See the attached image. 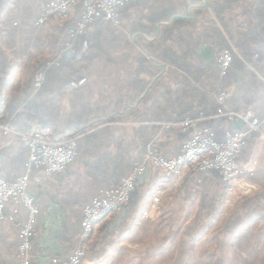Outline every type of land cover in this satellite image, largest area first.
Segmentation results:
<instances>
[{
    "label": "crops",
    "instance_id": "1",
    "mask_svg": "<svg viewBox=\"0 0 264 264\" xmlns=\"http://www.w3.org/2000/svg\"><path fill=\"white\" fill-rule=\"evenodd\" d=\"M46 1L11 0L1 13L0 47L9 62L3 75L5 80L0 84V96L1 92L7 95L0 118L2 123L22 131L40 129L36 117L41 109L40 114L51 122V134L56 136L76 121L74 113L82 105L88 108L80 111V122L99 120L121 106L124 117L114 125L121 127L128 139H134V147L143 142V136L133 134L134 127H142L145 134L150 132L160 154L166 158L181 152L194 127H210L219 138L228 128H242L239 121L228 123L209 116L198 120L194 127L180 125L185 118H194L201 113L182 116L196 102L192 104L189 97L175 102L162 96L165 91L177 89L184 73L177 66L147 54V50L153 49V45L161 40L163 31L175 19H180L174 28V38L185 30V41L178 44L182 49L188 48L187 59L195 66H217L215 37L203 24L199 12L209 10V0H201L200 5L198 0H128L124 8L121 9L124 3L118 7L119 26L97 19L88 28V31H100L98 41L103 51L95 52L90 60L61 68L66 78L62 83L48 74V84H54V90L38 95L32 89L30 76L37 63L51 55L55 27L60 24L51 20L45 27H35L34 20ZM79 12L80 8L76 6L68 20L72 21L71 26ZM229 19L233 37L227 40L245 69L241 72L237 95L251 101H241L226 108L240 111L250 107L259 118H264V0H237ZM182 20L190 24L185 27ZM81 44L82 53H89L88 45ZM173 44L175 47L177 41ZM141 57L145 60L141 61ZM223 91L226 99L235 93V87L229 86ZM49 105L52 108L47 112L44 109ZM173 106L182 109L178 108L175 113ZM236 106L238 110L234 109ZM168 116L175 120L170 122ZM164 123H169V128H165ZM27 158L28 150L17 137L0 132V179L12 181L23 174ZM237 162L241 172L226 184L229 188L216 214L223 212L225 219L243 196L250 197L264 190V140L250 134ZM143 163L144 152L134 167ZM106 188H109L106 183L87 176L78 155L62 173L46 175L41 169L33 170L29 192L39 214L29 264H52L53 258L69 256L78 243L82 207ZM222 192L223 184L206 172L183 170L178 176L164 177L147 163L146 170L134 179L129 200L112 217L94 225L91 238H100L104 252L84 259L83 264H133L135 258L123 259V251L138 249L134 235L138 232L148 234L151 224L167 215L171 203H189L194 210L185 214L191 219L198 210L200 194L219 200ZM162 194L167 197L160 203ZM154 196H159L157 206L153 203ZM230 196H234L232 200ZM249 207L253 211L252 217H245L233 230L225 244V259L212 264H259V258L264 255V218L260 216L261 206L248 205L247 210ZM24 219L25 211L21 209L13 223L0 220V264H19L18 230ZM112 234L115 236L109 238ZM207 261L206 258L196 260L195 264H206Z\"/></svg>",
    "mask_w": 264,
    "mask_h": 264
},
{
    "label": "trees",
    "instance_id": "2",
    "mask_svg": "<svg viewBox=\"0 0 264 264\" xmlns=\"http://www.w3.org/2000/svg\"><path fill=\"white\" fill-rule=\"evenodd\" d=\"M10 1L11 0H0V22L1 13L8 6ZM236 1L237 0H209V10L202 9L199 11L202 16L201 19L204 21L203 24L214 34L215 41L213 46L216 53L223 47L229 48L231 52V63L224 75H220L218 66H195L187 59L186 54L188 48L182 49V45L180 46L178 44L185 41V37L183 36L185 30H183L178 37L174 38V28L177 26L180 19H175L172 25L163 31L161 40L153 45V49L147 50V54H150L157 60L177 66L183 71V79L177 89L174 91H165L162 96L165 99H170L175 102L189 97L192 104L196 102V105L189 107L182 116H194L199 112L203 113L205 116L215 114L217 108L220 106L216 101V96L218 92L223 91L229 86L235 87V93L231 94L224 100L225 106H231L232 104L238 105L241 101L245 103H250L251 101L249 98L243 99L237 95L240 87L238 82L242 75L241 72L245 69L227 40V38L233 37L229 27V16L234 9ZM197 2L199 5L201 4V0H198ZM127 3L128 1L122 5L121 9L124 8ZM185 22L187 21L182 22L183 26L190 24ZM71 24L72 21H67L64 24L55 27L54 36L51 41V48L53 51L50 58H47L37 64L31 73L30 82L32 84L34 73L42 69L46 61L53 60L58 55L61 56L59 66H51L47 69L46 79L39 89L35 90L32 84L33 91L38 95L54 90V84H48V74L49 77L53 75V78H56L57 82L62 83L66 81V78L63 75V71L60 70L61 68L66 65L70 67L78 62L80 63L90 60L95 52L103 51V48L98 41L100 31H88V29L77 37L74 52L66 49L64 43L68 37L67 28L71 26ZM175 40L177 41V44L174 47L173 42ZM81 43H86V45H88L89 48H86L90 51L89 53H82ZM181 50L183 52L179 53ZM142 60H145L144 57H141V61ZM8 67L9 62L7 56L0 47V84L5 80L3 75ZM53 78L51 81H53ZM84 107L87 106L82 105L74 113L76 121L69 124L70 128L65 129L56 136L81 129L84 132V135L77 143V151L78 156L81 158L85 167L87 176L94 178L101 183H106V186L109 188L114 187L120 184L132 171L134 166L142 158L147 142L152 140L153 137L148 131L147 134H145L142 127H134L133 134L136 136L138 135L139 137L143 136L142 144L137 145L136 143L137 146L134 147V139H128L126 132L122 131L121 127L114 125L117 121H121L123 119L124 115L121 112L124 107L119 106L113 108L108 115L103 116V118H100L99 120L92 122H80L78 120L80 117V111L82 112V110L84 111V109L88 108ZM51 108L52 106L49 105L44 110L48 112ZM178 108L180 110L182 109V107L178 106L172 107L175 113L178 112ZM234 109L238 110V106ZM102 110H104V107ZM38 112L41 113L43 110L38 109ZM40 113L36 117L40 123V129L51 133V122L47 121L45 115L42 116ZM168 117L170 122L175 120L172 116ZM10 126L13 127L12 125ZM137 150L140 151V153H137ZM206 173L223 184V192L219 200L209 199L204 194H200L197 202L198 210L194 217H192L188 222H185L187 219L181 217V214L185 208L190 206L189 203H181L180 205L171 203L167 210V221L169 224L168 233L165 239H169L172 244L177 247V258H179L178 262L185 263L190 259H193L195 256L197 257L198 252H200L198 251L199 242H201L202 238L205 236L206 231L211 228L216 214L218 213L219 206L224 200V195L229 188V186L226 185L227 183L223 181L222 177L219 175L218 171L208 170ZM187 198L188 197L184 200ZM252 204L256 207L261 206L259 209L260 216L264 218V190H262L250 197H243L242 201L237 203L228 217L223 220L221 228L216 234L215 239L212 237L208 239L210 242L215 244L212 251L213 253H211L210 256L214 255L216 257L218 255V262H221L224 259L225 244L227 243L229 237L233 234V230L241 224L245 217H252V208L249 207L248 210L246 208L248 205ZM114 213H116V211L109 217H112ZM114 236L115 234H112L109 238ZM86 243L87 242L82 243L83 247ZM97 252H104L101 248L100 238H91L88 246L84 247V255L81 258L80 264H83L84 259L93 258ZM203 253L205 254V252ZM210 256L206 255L203 257V255H200V258H198L205 259ZM259 264H264V255L259 258Z\"/></svg>",
    "mask_w": 264,
    "mask_h": 264
},
{
    "label": "built area",
    "instance_id": "3",
    "mask_svg": "<svg viewBox=\"0 0 264 264\" xmlns=\"http://www.w3.org/2000/svg\"><path fill=\"white\" fill-rule=\"evenodd\" d=\"M128 0H47L37 14L34 25L40 29L54 20L63 24L71 19L76 6L80 12L74 25L67 28L65 48L74 52L76 39L83 34L97 19L111 23L117 27L121 18L118 7ZM60 55L53 60L46 61L44 67L33 75V88L39 89L46 79V71L51 66L60 65ZM216 63L220 75H224L231 63L229 48L219 49ZM225 93L218 92L216 101L220 105L215 114L208 118L223 119L228 123L239 121L241 129L228 128L221 138L217 137L210 127L196 128V122L206 118L203 114L197 117L185 118L180 125L193 126V132L185 141L181 152L166 158L158 150L157 142L150 140L145 146L144 163L132 169L125 179L118 185L106 188L100 195L93 196L82 207L80 232L78 243L66 258H53L52 264H80L84 255L83 242L90 241L95 224L107 219L130 198L134 179L146 170L150 163L161 172L164 177L178 176L183 170L192 172L218 171L223 181L231 183L233 178L241 172L237 158L246 146L248 136L256 134L264 140V118H259L253 108L233 111L224 105ZM7 102V95L1 92L0 118ZM169 128V123L163 124ZM0 132L14 135L28 150L25 171L12 181L0 179V220L13 223L15 216L21 209L25 211V219L18 230L19 264H29L33 249V237L36 232L38 206L29 192V179L33 170H43L46 175L62 173L75 161L78 151L77 143L84 135L81 129L55 136L39 128L18 130L0 121ZM155 206L159 204V196L153 197Z\"/></svg>",
    "mask_w": 264,
    "mask_h": 264
},
{
    "label": "rangeland",
    "instance_id": "4",
    "mask_svg": "<svg viewBox=\"0 0 264 264\" xmlns=\"http://www.w3.org/2000/svg\"><path fill=\"white\" fill-rule=\"evenodd\" d=\"M60 25L62 24H59V26ZM50 56H46V57L50 58ZM40 62H38L37 64H39ZM232 188H236V187H232ZM237 191L238 190L236 189L235 192L238 193ZM166 197H167V194H162V196L160 197V203H163ZM193 210H194V207H188L185 209V211L182 212L181 217H184L185 219H187L185 222L190 220V218L187 217V214ZM186 212L187 214H185ZM222 215H223V212L219 213L215 217L214 222L212 224V228L209 230L208 233L206 232L201 242H199L198 251L200 252H198L197 257L195 256L192 259V261H187L185 263L178 262L179 258H177L178 257L177 247L173 245L169 239L167 240L165 239L168 233L167 231H168V224H169L167 221V215L161 217L159 220H156V222H153L151 226L149 227L150 231L148 232V234H146L147 232H143V233L138 232L137 234H135L133 239L137 240L139 248L135 250L130 249L127 252L123 251L122 258L130 259L134 257L135 260L133 264H191V263L195 264L196 260L203 259V258L199 259L200 255H203L204 257L206 255L210 256V254L213 253L212 251L215 245L212 242H210L208 239L211 237L215 239V236L218 233V229H220L222 222L225 219V216H222ZM203 252H205V254ZM217 256L215 257L214 255H212L210 257H207L206 259L208 260L207 261L208 263L206 264H212L211 262H218ZM224 259H225V256H224Z\"/></svg>",
    "mask_w": 264,
    "mask_h": 264
},
{
    "label": "bare ground",
    "instance_id": "5",
    "mask_svg": "<svg viewBox=\"0 0 264 264\" xmlns=\"http://www.w3.org/2000/svg\"><path fill=\"white\" fill-rule=\"evenodd\" d=\"M235 182H237V181H235ZM230 199L232 200L233 199V196H230Z\"/></svg>",
    "mask_w": 264,
    "mask_h": 264
}]
</instances>
